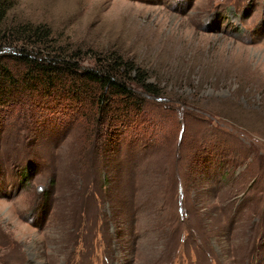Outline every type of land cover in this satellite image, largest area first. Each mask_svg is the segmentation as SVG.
<instances>
[{
  "label": "rangeland",
  "instance_id": "rangeland-1",
  "mask_svg": "<svg viewBox=\"0 0 264 264\" xmlns=\"http://www.w3.org/2000/svg\"><path fill=\"white\" fill-rule=\"evenodd\" d=\"M4 15L2 58L47 60L19 33L42 25L82 69L116 53L163 93L90 135L88 103L8 62L0 264H264V0H11Z\"/></svg>",
  "mask_w": 264,
  "mask_h": 264
},
{
  "label": "trees",
  "instance_id": "trees-1",
  "mask_svg": "<svg viewBox=\"0 0 264 264\" xmlns=\"http://www.w3.org/2000/svg\"><path fill=\"white\" fill-rule=\"evenodd\" d=\"M9 1L11 0H0V27ZM19 33L27 36L32 47L40 44L51 50L47 51V60L42 62L28 54L23 49L26 48L24 45L19 47L22 49H18L17 54L3 58L0 56V95L6 86L14 83L8 66V62L12 61L24 69L22 78L25 83L51 93L48 94L49 97L54 95L53 91L60 89L61 95L68 94L79 104L88 103L93 110L85 117L90 135L97 133L98 127L106 119L109 126H114L118 118H114V115L125 122H136L135 115L143 112L145 107L144 97H156L163 93L159 86L148 82L149 76L144 69L137 68L131 61L116 53L97 58L93 67L82 69L79 66L80 53H70L69 50L54 47L53 42L46 43L50 34L42 25L22 26ZM111 112L112 118L108 117Z\"/></svg>",
  "mask_w": 264,
  "mask_h": 264
}]
</instances>
